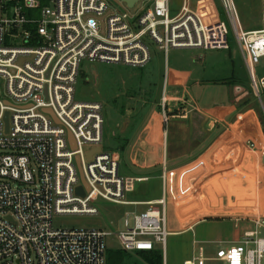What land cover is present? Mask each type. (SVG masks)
<instances>
[{"label": "built area", "instance_id": "1", "mask_svg": "<svg viewBox=\"0 0 264 264\" xmlns=\"http://www.w3.org/2000/svg\"><path fill=\"white\" fill-rule=\"evenodd\" d=\"M218 1L264 114V75L255 73L259 65L264 71V0L263 26L249 31H240L234 0ZM122 2L126 10L109 0H0V264H106L111 236L127 252L166 246L165 193L145 203L149 208L143 213L127 214L119 232L53 223L55 216H97L91 205L96 197L122 206L144 204L129 202L127 195L148 178L122 176L119 158L101 147L102 104L75 100L83 60L144 67L155 44L166 59L171 49L230 50L225 23L206 20L191 0H183L174 15L170 0H137L133 7ZM185 106L165 82L159 100L163 123L178 112L171 110ZM77 158L84 197L76 194L83 186ZM166 173L164 167V183ZM263 228L264 219H256L254 230L238 245L218 250L216 260L264 264ZM206 260L200 248L188 264Z\"/></svg>", "mask_w": 264, "mask_h": 264}, {"label": "crops", "instance_id": "2", "mask_svg": "<svg viewBox=\"0 0 264 264\" xmlns=\"http://www.w3.org/2000/svg\"><path fill=\"white\" fill-rule=\"evenodd\" d=\"M195 76V83L204 82L200 74ZM165 82L169 88L166 72L153 103L158 109L152 107L144 119L149 122L141 123L128 143L130 154H134L132 166L125 152L117 156L120 173L124 158L126 173H132L125 177L148 178L140 183L159 180L161 192L143 200H128L144 203L129 206L148 209L145 203L165 193L169 236L164 250L159 251L162 264H188L200 248L207 258L205 264H223L213 251L238 245L244 233L254 230V221L264 219V121L247 100L249 95L233 84L228 94L223 92L224 97L210 103L195 99L190 88L169 90L187 106L171 110L178 112L165 125L158 111ZM129 125L126 121L119 127L126 132ZM164 167L165 183L161 178ZM135 191L136 185L131 193Z\"/></svg>", "mask_w": 264, "mask_h": 264}, {"label": "rangeland", "instance_id": "3", "mask_svg": "<svg viewBox=\"0 0 264 264\" xmlns=\"http://www.w3.org/2000/svg\"><path fill=\"white\" fill-rule=\"evenodd\" d=\"M109 1L119 9L126 10L122 0ZM213 1L215 11L213 7L209 8L205 0H191V6L208 21L218 18L225 23L229 34V51L171 49L166 60L164 52L155 44L156 50L152 49V60L144 67L82 61L80 76L75 86V100L102 104L105 124L101 147L104 152L115 156H120L119 153L123 156L125 152L128 164H132L134 154H130L131 149L128 143L134 137L136 128L141 123L143 126L149 122L148 119L145 121L144 119L152 107L154 111L158 109L153 103L159 84L161 86L163 84L165 72L168 76L170 91L190 88L195 99L205 100L207 103L211 100L215 101L218 97H224L223 92L228 94L229 83L234 81V84H238L236 86L243 90L242 93L246 92L249 95L247 100L253 102L252 107L260 111L264 121L263 111L254 95L251 76L242 58L233 27L219 1ZM182 2L183 0H170L173 15L178 13ZM234 4L240 31L259 29L263 26L262 0H234ZM112 5L111 8L115 10ZM255 73L257 76L264 75L261 65L255 68ZM196 74H200L204 80L203 83L194 82ZM126 121H129L130 125L126 132H122L119 126H124ZM126 165L123 158L120 173L122 176L132 174L130 171L129 174L126 173ZM160 192L159 180L138 183L135 193L129 194L127 200H143L158 196ZM91 205L98 209L97 216H55L54 225L64 228L86 227L119 232L124 230L127 214L139 215L147 210L145 206L116 205L98 197L91 202ZM262 237H264L263 233ZM157 250L162 253V245H158ZM214 253L216 256L217 252L213 251L212 254ZM106 264H149V262L140 252L124 251L115 236H111L108 239Z\"/></svg>", "mask_w": 264, "mask_h": 264}, {"label": "water", "instance_id": "4", "mask_svg": "<svg viewBox=\"0 0 264 264\" xmlns=\"http://www.w3.org/2000/svg\"><path fill=\"white\" fill-rule=\"evenodd\" d=\"M124 2H126V4L129 6V7H133L134 4L137 2V0H123ZM96 77V76H95ZM8 116L9 114L6 113L5 115V123H6V131H8V127H9V121H8ZM70 142H71V145H72V148H75V143H74V140H73V137L70 135ZM102 149L98 148V149H95L93 150L92 152H90L88 154V160H90L92 158V155L94 152H100ZM77 165H78V169L80 171V176H81V180H82V183H83V186H80L77 188L76 190V194L79 195V196H82L84 197L85 196V187H86V184H85V181H84V178H83V173H82V169H81V165H80V159L77 158Z\"/></svg>", "mask_w": 264, "mask_h": 264}, {"label": "trees", "instance_id": "5", "mask_svg": "<svg viewBox=\"0 0 264 264\" xmlns=\"http://www.w3.org/2000/svg\"><path fill=\"white\" fill-rule=\"evenodd\" d=\"M209 8L213 7L215 11V5L213 0H205ZM234 81H231L229 85H233ZM146 252V251H141ZM149 255L145 256V259L149 262V264H162V255L159 251L153 250V251H147Z\"/></svg>", "mask_w": 264, "mask_h": 264}]
</instances>
